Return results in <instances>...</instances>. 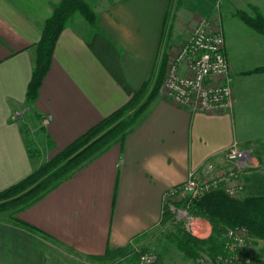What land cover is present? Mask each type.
Instances as JSON below:
<instances>
[{
    "label": "crops",
    "instance_id": "0c3cea01",
    "mask_svg": "<svg viewBox=\"0 0 264 264\" xmlns=\"http://www.w3.org/2000/svg\"><path fill=\"white\" fill-rule=\"evenodd\" d=\"M59 1L0 0V191L163 76L182 28L189 33L200 18L222 30L234 107L190 111L160 88L130 133L14 215L33 230L0 214V264H87L109 249L149 242L161 225L164 193L206 161L221 163L220 152L233 142L264 166V73L253 72L264 66V36L236 15L264 16V0H178L169 25L171 0H84L95 26L77 14L68 20L27 105L35 45ZM31 141L39 158L28 156ZM262 175L250 171L247 195H256L249 190Z\"/></svg>",
    "mask_w": 264,
    "mask_h": 264
},
{
    "label": "trees",
    "instance_id": "16d2710c",
    "mask_svg": "<svg viewBox=\"0 0 264 264\" xmlns=\"http://www.w3.org/2000/svg\"><path fill=\"white\" fill-rule=\"evenodd\" d=\"M173 3L175 7H171ZM178 4V0H171L169 9L176 10ZM76 14L91 27L95 26L96 15L84 0H60L52 15L46 20L40 39L35 45L33 68L25 94L27 105L32 104L37 98L41 82L49 70L59 34L68 20ZM236 15L247 27L264 36L262 14L254 11L252 16L245 12H239ZM169 28L168 26L167 33ZM253 72L264 73V66ZM161 86L162 76L158 75L152 85L149 82L144 83L124 105L103 118L54 157L43 162L27 177L1 190L0 214L9 213L18 225L33 230L31 226L17 220L14 215L36 202L93 157L130 133L145 116L150 102L156 97ZM27 153L32 159L39 158L41 155L39 150L29 145ZM187 211L189 215L207 222L210 233L206 238H196L186 232L180 222L175 224L176 229L165 237L185 259L194 261L200 254L212 258L222 254L224 233L229 228L244 227L251 238L264 241V195H245L233 199L216 191L191 201ZM171 218L172 214L163 207L160 223L165 224ZM127 251V247L109 249L99 257L108 261L123 260ZM134 258L138 264L139 256L134 255ZM251 259L256 264L255 260ZM151 264H162L161 257L156 255Z\"/></svg>",
    "mask_w": 264,
    "mask_h": 264
},
{
    "label": "built area",
    "instance_id": "2783aa9c",
    "mask_svg": "<svg viewBox=\"0 0 264 264\" xmlns=\"http://www.w3.org/2000/svg\"><path fill=\"white\" fill-rule=\"evenodd\" d=\"M161 89L166 98L190 111L224 112L233 109L229 66L219 26L212 27L204 18L197 21L189 36L176 47ZM47 123L45 119L44 124ZM220 154L221 163L206 161L198 171H189L186 179L170 187L162 198L163 207L175 215L186 232L196 238H206L207 227L203 220L188 214L191 201L216 191L237 199L245 191L243 176L252 161L251 151L233 142ZM248 241L246 228H229L224 233L222 254L213 259L201 255L196 262L254 264L251 258L244 255ZM155 258L153 254H142L139 259L141 264H151Z\"/></svg>",
    "mask_w": 264,
    "mask_h": 264
},
{
    "label": "rangeland",
    "instance_id": "374dc122",
    "mask_svg": "<svg viewBox=\"0 0 264 264\" xmlns=\"http://www.w3.org/2000/svg\"><path fill=\"white\" fill-rule=\"evenodd\" d=\"M172 5L173 6H171V7H175V3H173ZM174 11H175L174 8L169 9V11H168V16H167V24L168 25L172 21L171 18L174 15H176V16L178 15L176 13V11L175 12ZM200 19H202V18H200ZM209 22L212 25V27H218L217 23L211 22V21H209ZM193 27L190 29L189 33H187V30H185L186 26H185V28H182V30H181L182 36H183V33H185V32L186 33L181 38V40L179 39V42L176 44L175 48L170 52L169 57L167 54V62H166L167 65L170 63L171 59L173 58L176 47L178 45H180L189 36ZM238 47H239V44L236 43V48L238 49ZM166 70H167V66H166ZM165 77H166V71H165L164 75L162 76V84L164 82ZM28 139L29 140L32 139V136L29 134H28ZM30 147L35 149L34 141L30 142ZM262 165L263 164H260L257 162L255 163L254 161L249 162V167H247V169L245 170V174L243 176V179L245 181V187L247 186L246 181L248 179L250 171L257 169L260 171L263 170V172H264V166H262ZM263 176L264 175H262L261 178ZM261 180L264 181V177ZM254 184H255V185H253L254 188H251L249 190V192L252 194H256V195L257 194L258 195H264V182H261V183L259 182V184H258V182L256 181ZM245 195H247L246 190L244 191L242 196H245ZM174 216L175 215L172 214V218L170 219V221H168L165 224H161L160 226L156 227L152 232H150V234H148V236H147L148 240L147 241H149V242H145L143 245H142V241H134V242L130 243L127 246L128 251H127V254L124 256L123 260L122 259H116L114 261H108L106 259H103L102 257H92V258L86 259V263L87 264H137V262H135L134 255H138L140 258V255H142V254H153V255H155V257L157 255V256L161 257L164 264H177L179 262V260L187 261L188 259L181 257L182 255L180 253H177L178 251L176 250V248L165 237L166 234H168L169 232H173L176 229L175 224H177L178 221H176V218ZM248 236H249V234H248ZM178 254H180L181 256ZM244 254L246 256H250L251 258H253L255 260L256 264H264V241L256 240V239L251 238L249 236L248 245L246 246V248L244 250ZM201 255L202 254H200L199 257H201ZM198 258H196L194 261H192V260H188V261L193 262L194 264H197L196 260ZM210 258H212V257H210ZM138 264H141L140 259H139ZM214 264H217V263H214ZM219 264H222V263H219ZM234 264H239V263H234Z\"/></svg>",
    "mask_w": 264,
    "mask_h": 264
}]
</instances>
